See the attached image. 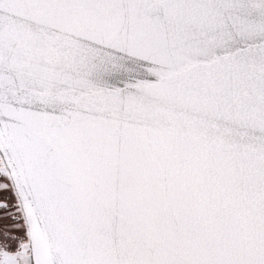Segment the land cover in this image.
Wrapping results in <instances>:
<instances>
[{
  "label": "snow or ice",
  "instance_id": "6c2138e0",
  "mask_svg": "<svg viewBox=\"0 0 264 264\" xmlns=\"http://www.w3.org/2000/svg\"><path fill=\"white\" fill-rule=\"evenodd\" d=\"M0 264H264V0H0Z\"/></svg>",
  "mask_w": 264,
  "mask_h": 264
}]
</instances>
